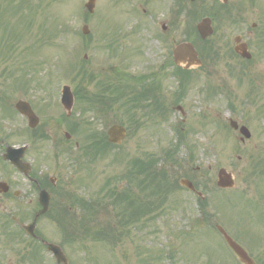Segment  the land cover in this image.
<instances>
[{
  "label": "rangeland",
  "instance_id": "rangeland-1",
  "mask_svg": "<svg viewBox=\"0 0 264 264\" xmlns=\"http://www.w3.org/2000/svg\"><path fill=\"white\" fill-rule=\"evenodd\" d=\"M22 1L0 0V12L3 11L4 13V19L0 20V34L4 31L8 33L9 30L25 34L28 30L24 40H21V42L15 40L16 42L11 43L7 40L4 43L6 46L13 47V49L7 50L6 47L4 48L7 61L1 62L0 59V73L5 72L6 77L11 82L10 87H8L3 80H0L2 84L0 94L6 92L9 96V104L13 107L19 99V94H14V89L11 88L12 86L20 85L18 82L12 81V79H15L14 75L17 74V68L24 65L34 66L35 63L44 62L43 67H45L47 72L42 74V79L50 70L54 74L53 82L50 84V92L51 94L53 93V96L49 114L55 118L59 116L57 106L59 104L60 84L58 85L57 78L58 75H65V71L72 61L71 55L74 52L80 50L81 57H84V53L88 55L86 60L89 62L88 68L94 74L103 72L114 77L112 72L108 73L106 71L108 68H116L129 74H135V66L128 65V68L125 66L124 60L127 55L138 56L135 57L137 64L142 63L140 65H145L146 70L143 68V74H147L148 71L154 70L156 67L159 68L164 60L171 58L170 53L174 45L185 38L182 33L186 27L185 21L176 25L179 30L176 27L173 28L171 25V14L166 8L164 9L165 0H148V4L143 3L145 0H98L94 14H89V17H87V25L90 30L88 37L91 38L86 51H82L80 33L82 35V27L85 24L83 10L87 12L85 3L88 0H24L25 7H20L19 2L21 3ZM204 1H208V5L213 2V0ZM199 2L196 5L197 7H190V9H198L202 0ZM242 4V0H236L230 3L228 8L232 11L230 20L239 19L240 23L232 24L233 21L225 20L218 25H214L215 34L209 39L207 44L210 51L209 58L206 59L207 62L204 64L205 71H196L191 76L194 79L199 77L201 81H188L184 95L181 94L182 104L180 106L185 111L184 117L174 109L169 117V123L160 126L161 118L159 116L151 117L146 115L144 108L137 110L135 119L130 122L125 117V108L117 109L115 104H112L107 118L106 115L105 117L98 116L93 118L92 112L86 114L79 112V110L75 112L76 107H74L73 114L80 119L91 122L93 128L100 133L103 131L107 132L109 125L115 122L113 116L118 117L125 123V127L129 129L125 142L121 145V149H110L107 158H101L89 164V170L94 175L93 177L85 178L84 175L80 176V171L73 160L69 161L66 156H64L65 158L61 156L57 161L55 160L54 154L59 152L55 151L52 138L48 143L38 141L35 152L37 163L34 165L37 174L48 176L49 178L52 176L57 177L58 181L55 186L57 189L67 186V183L70 182L73 184L70 191L73 192L74 190L78 195L87 197L90 192H96L106 180L122 172L123 166H118V163L112 165V160L116 154H118L120 159L129 161L142 157L143 154L162 152L169 148L170 143H175V134L172 131V127L180 125L184 129L182 131L187 136L189 146L195 145L197 159L194 166H197L202 174H207L211 180L209 197L212 202V208L219 215L220 212L216 209H222L223 212L218 216L219 222L223 223L224 221L225 225H222L225 226L231 235L239 236L256 257L264 260V222L259 221L257 219L258 214H256L257 210L264 209V175L261 176L259 171L253 168L259 161L262 168L261 171H264V148L262 147L264 146V118L257 119L259 109L264 104V57L259 54L257 49L258 40H262L264 37V0H259V4L248 11V21L242 18L243 14L239 15L240 12L237 8ZM31 7L35 8L36 14L34 11L29 10ZM6 10L7 13H5ZM226 11L227 9H220V14L224 16ZM151 14L152 17H150ZM19 16L25 20V24L19 21ZM142 23L147 26L145 27ZM163 24L167 27V31L164 34L162 30ZM254 24H256L255 27H253ZM25 25H29L30 29L26 30ZM238 25H241L240 28ZM118 32L119 36H122L124 32H128L127 35L131 33H135V35L130 37L129 40L116 39L117 42L114 47H111L110 51L112 54L119 53L120 55L116 57V60H112L113 58L109 56L111 55L109 51L97 49L107 45L109 41L113 40L115 33L117 34ZM157 35L159 37L161 35L165 39L164 42L155 40ZM103 36H106L108 42H104ZM236 36H241L243 41L249 44L253 59L248 66L242 64L232 52ZM134 42L136 44L146 43L141 57L133 55L135 48L131 47V45ZM199 46L201 47V45ZM94 51H97L96 54ZM50 60L51 62L47 65L46 62ZM130 61L131 59H129ZM210 61H213V64ZM143 62L145 63L143 64ZM138 73L140 74V72ZM37 77L40 78L39 76ZM47 79L44 78L43 80L46 81ZM162 81V91L168 94V96H163L168 97L165 104L169 109L172 99L175 97L174 93L179 92L178 80L169 76ZM27 88L28 95L26 97L23 96V98L35 102L37 100L35 94L36 85H27ZM170 88H172V91H169ZM229 102L233 103L235 107L232 112L228 110ZM35 110L41 122H44L47 113L42 115L37 108ZM229 119H234L240 124L247 126L252 134L251 140L242 144L236 132L223 126V123L229 124ZM14 122H16V125H4L6 131L11 132L22 128V122L18 116L15 117ZM41 131L49 130L43 126ZM52 134L58 135L54 131ZM61 138L62 136L59 139ZM77 141V138H73V143ZM10 143L24 144L27 142L24 138H13ZM180 151V156L183 159L190 153L187 147H183ZM58 162H63L64 164L62 171L57 172ZM83 163L85 164V161ZM222 168L233 174L236 180V187L219 195L215 192L213 183H216L217 173ZM5 175L7 174L2 170L0 164V180L6 179ZM10 176V179L14 182H17L18 179L20 181V183L11 182V193L19 190L22 201L18 202L14 198L11 201L6 197L0 198V216L11 214L20 206L34 208L32 206L34 204L30 202L31 199L26 194L30 190L29 184L14 173ZM82 184L85 185L84 188ZM185 194L184 191H181L178 195L171 197V200L184 199ZM12 197L11 195L10 198ZM223 200L224 202H222ZM190 203L188 208H194L193 202L190 201ZM260 204L262 205L259 206ZM179 208H181L180 205ZM27 211L29 212V210ZM114 211H116V208H114ZM193 218H196L195 214L177 212L166 219L160 220L162 223H158L156 226L157 233L148 236V234H145V230H142L140 235L138 232H132L130 240L127 237L118 247L113 248V252L109 246L100 245L93 247L88 243L86 247L91 250L89 257L96 260L97 264H113L114 261L115 264H150L145 260V253H139L138 248L147 245V247L153 249L158 248V244L166 252L178 247L181 251V256L185 253L189 258H193V262L194 251L196 256H198V253L207 255L213 247H217L220 254H222L220 255L217 252V257H215L217 264H230V262L235 264L234 258L226 249L221 238L212 231L203 229L199 232L204 235L208 234L209 239H205L204 243H200L197 239L190 242L187 246H183L180 241L175 239L176 229L181 224L185 227V222H190ZM238 221L240 226H238ZM55 227L52 221L44 217L39 221L37 229L48 240L60 244L61 235L57 233ZM147 236L148 239L141 243V239ZM256 239L259 244L256 243ZM18 242L24 243L20 239ZM21 243L17 244V248L21 247ZM17 248L2 249L1 259L2 261L6 260L4 264L10 260L18 259L15 256L18 252L22 254L24 247ZM64 250L70 259V264H83L79 262L82 254L77 249L72 250L65 246ZM39 254L43 259V264H52L50 255L47 253L42 255L40 250ZM219 258L221 260L218 261ZM30 261L28 260L26 264H30ZM199 262L201 264L204 263L203 259L199 260ZM31 264H39V259H35ZM163 264L175 263L167 261Z\"/></svg>",
  "mask_w": 264,
  "mask_h": 264
},
{
  "label": "water",
  "instance_id": "water-1",
  "mask_svg": "<svg viewBox=\"0 0 264 264\" xmlns=\"http://www.w3.org/2000/svg\"><path fill=\"white\" fill-rule=\"evenodd\" d=\"M94 3L95 0H92L91 3L88 5V8L90 9V11H93L94 8ZM198 31L200 32L201 36L203 39H206L209 35L212 34V29H211V23L209 20H204L202 21L199 25H198ZM236 52L239 53L240 55H242L243 57H247L250 58L251 56L247 53V47L245 45H240L236 47ZM175 59H176V63L178 65H182L181 63H188L187 65V69H189L190 67L193 66H201V62L198 59L197 53L194 50V48L188 44V43H184L181 44L180 46H178L175 49ZM66 108H71L72 103L70 100H68L65 103ZM21 111L24 112L25 114L27 113V110L25 109V106L20 107ZM30 116V114H28ZM30 120H31V124L35 121V117L32 115L30 116ZM233 128L237 129V125L236 124H232ZM123 129L120 128H113L110 131V136H111V141L112 142H116V143H120L121 139L124 138V133H123ZM241 133L246 137V138H250V134L247 132V130L245 128L241 129ZM18 159V158H17ZM14 159L12 160L14 164H16V166L19 169H23V171H25L27 174V170L20 164V162ZM234 181L233 178L231 176V174H228L225 170H221L219 172V176H218V186L220 188H225V189H229V188H233L234 187ZM3 185L0 184V187H2ZM49 201H50V197L46 194L43 193L40 197V203L42 205V212L39 214V216H37L35 222L28 226L25 227V231L27 234H29L32 237H35V224L37 219L44 215L49 208ZM222 233L225 236V239L228 243V245L233 249V251L236 253V255L238 256V258L240 259L242 264H254L252 262L251 259L248 258L247 254L236 244L234 243L226 234L223 230H221ZM46 245L48 246V249L53 252L55 254V257L57 259V261L60 264H67V259L65 258V256L63 255V253L61 252L60 248H58L55 245H51L46 243Z\"/></svg>",
  "mask_w": 264,
  "mask_h": 264
},
{
  "label": "trees",
  "instance_id": "trees-1",
  "mask_svg": "<svg viewBox=\"0 0 264 264\" xmlns=\"http://www.w3.org/2000/svg\"><path fill=\"white\" fill-rule=\"evenodd\" d=\"M23 1L20 3V5H22V6L24 5ZM30 11H34L35 12V8L32 7L30 9ZM26 16H28V15H26ZM29 28H30L29 25L25 26L26 30L29 29ZM13 33H14V31H12V34ZM17 35H19V38L21 39L22 36L24 35V33H21V34L18 33ZM27 67H28V72H29L32 69V65H29V66L25 65V69ZM20 72L22 74V72H23L22 69H20ZM159 177H161V181H158ZM132 179H133L134 182L137 180V178H133V177H132ZM148 182H149V198H150V201H151V203H155L154 206L157 207L160 204H162L164 202V200L166 199L167 195L173 191V189L168 188V186H167V184H171V183L168 182V180H167L165 175L157 174L155 169L150 170V177H149V181ZM139 185H141V184L139 183ZM158 189H161V190H158ZM91 212H92V209H89V210L86 211V213H91ZM126 213H127V211H124L122 214H126ZM136 214H137V211L133 212V218L137 217ZM62 225H65V222H63ZM110 231H104L103 232V231H98L97 230V231H93L90 236H91V239L93 241H98L101 236L104 237V234H105V237L109 238L110 235L113 234V232H110ZM120 236H121V234H119V237Z\"/></svg>",
  "mask_w": 264,
  "mask_h": 264
},
{
  "label": "flooded vegetation",
  "instance_id": "flooded-vegetation-1",
  "mask_svg": "<svg viewBox=\"0 0 264 264\" xmlns=\"http://www.w3.org/2000/svg\"><path fill=\"white\" fill-rule=\"evenodd\" d=\"M173 1L174 3L176 4H179L180 6L182 7H190V4H189V1L190 0H170V2ZM200 1V0H199ZM169 2V1H168ZM232 2V1H231ZM227 3L226 5H223V4H220L219 1L217 0H213L212 4L211 5H208V1H204L202 0V3L200 5V8H207V9H215L211 14H214L215 16H217V11L216 9H219V8H228L229 7V4L231 3ZM254 4L255 5H258L259 4V0H253ZM193 36V33H191L190 35H188L187 38H192ZM164 40V39H163ZM249 48V47H248ZM169 63V62H168ZM31 188V192H27L26 194L29 196V198L31 199L30 202L35 204V211H36V201H37V188H33L32 186L30 187ZM31 193V194H30ZM10 193L6 194V195H3V196H0V198H9L10 199ZM190 194L194 195L196 198L198 197V194L195 193V192H191ZM14 196L16 197V195L14 194ZM18 199L21 198V196H17ZM209 208H198L197 209V212L202 216V217H206V216H209Z\"/></svg>",
  "mask_w": 264,
  "mask_h": 264
}]
</instances>
